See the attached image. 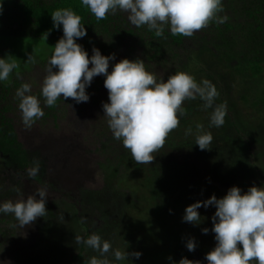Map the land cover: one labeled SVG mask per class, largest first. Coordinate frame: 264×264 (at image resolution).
Segmentation results:
<instances>
[{"label":"trees","instance_id":"obj_1","mask_svg":"<svg viewBox=\"0 0 264 264\" xmlns=\"http://www.w3.org/2000/svg\"><path fill=\"white\" fill-rule=\"evenodd\" d=\"M0 4V38L59 40L63 37V27H53L51 14L57 9L70 8L81 16V23L87 31V35L76 42L88 53L89 58L93 55V48H96L101 55L114 54L119 61L125 58L143 60L148 71L157 58L159 63L166 61L172 68L175 66L177 70L174 69V74L187 72L198 83L203 78H209L208 81L219 93L215 104H222L225 93L231 94L235 104L227 105V113L236 105L251 112L264 113V76L260 74L264 66V0H222L223 11L218 15H226L228 20L223 24L212 22L191 37L173 36L168 26H165L163 36L157 37L146 25L139 28L132 25L128 14L120 10L98 21L82 5V0H0ZM186 39L189 45L184 48ZM135 52L137 56L132 55ZM217 76L220 82L216 84ZM10 78L0 81V173L4 175L2 186L10 189V194H15L13 189L20 187L16 186L19 180L29 178L42 184L45 162L48 161L49 167V158L42 160L38 153H28L16 138L8 118L11 112L7 98L11 93L18 103L16 90L22 86L23 81ZM157 80L167 79L161 76ZM257 85H261V91L254 96L251 90ZM98 89L97 86H91L89 93L96 94ZM35 96L44 111L42 118L52 116L55 119L53 113H64L63 102L67 100L60 98L54 107L49 108L45 105L41 89ZM184 108L186 114L180 117V126L169 134L164 146L153 154L155 159L151 164H137L129 150L123 147L122 141H116L120 150L111 155V158L114 157L111 164L101 166L104 169L102 187L97 191L84 190L79 194L77 206L86 212L84 227L87 231L84 238L92 233L99 234L104 240L115 239L118 235L126 236V240L134 237L130 228L131 212L136 209L141 198L137 191L120 186L129 170L146 175L141 183V189L145 192L143 198L157 221L178 213L184 216L187 206L207 200L213 194L218 199L222 198L233 186L239 187L242 193L254 186L249 183L251 162L243 156L248 140L247 137L242 140L241 136H236V132H239L236 121L225 117L222 126H211L212 109H205L199 98L185 101ZM197 124L203 125V131L211 132V150L201 151L195 145L196 135L199 134ZM259 126L264 129V115L259 119ZM188 128L192 129V133L186 135ZM242 135L245 137L249 134L244 132ZM111 143L114 145V140ZM174 154L193 158L205 167L203 171L207 172V177L200 176L199 170L195 176L196 168L186 159L173 163ZM34 161H39V172L35 177H30L28 172L34 166ZM3 194L0 190V201L8 197L7 193L5 196ZM198 211L201 215L200 224L187 223L188 228L204 240L216 244L215 234L211 231L215 207H201ZM203 228H208L209 232L204 234ZM175 240L179 244L178 248L176 246L177 253H181V248L186 246L189 239L179 236ZM81 252L73 254L71 263L87 264L89 260Z\"/></svg>","mask_w":264,"mask_h":264},{"label":"clouds","instance_id":"obj_2","mask_svg":"<svg viewBox=\"0 0 264 264\" xmlns=\"http://www.w3.org/2000/svg\"><path fill=\"white\" fill-rule=\"evenodd\" d=\"M96 20H105L108 14L117 10L128 14V20L137 28L147 26L155 36H163L165 26L173 36L191 37L216 22L223 24L228 17L219 16L223 11L222 0H82ZM2 11V4H0ZM53 27H63V37L54 46L48 60L47 74L41 86V95L45 105L54 107L56 102L69 98L76 103L87 102L89 95L86 86L93 78L106 77L104 87L108 91L109 102L103 104L104 116L108 127L116 140L122 141L137 164H151L155 156L166 143L170 133L180 126V117L185 115L184 102L199 98L205 109H212L210 125L220 127L225 123L226 103L215 104L219 93L208 80L197 82L189 73L180 71L165 81L157 80L155 74L145 68L143 60L127 58L115 63L109 72V62L115 59L101 55L93 48V55L88 53L76 41L87 35L81 23V16L70 8H61L51 14ZM26 63L35 64L36 57L28 54ZM91 65V67H90ZM19 65L15 61L0 58V81L9 79ZM53 69H56L55 71ZM31 92L28 83L16 90L19 109L25 127L44 116L40 100ZM195 145L201 151L211 150L213 140L211 132L203 131V125H196ZM192 129H186V135ZM39 161L28 175L35 177L39 172ZM39 199L29 196L26 200L0 204V213L13 214L20 226L32 225L38 217L46 215V191L38 190ZM215 207L212 216L216 246L206 254L208 264H264V187L251 186L242 193L239 187H231L225 196L217 198L214 194L204 201H197L186 207L183 221L199 225L201 207ZM202 232L207 234L208 228ZM77 245L84 244L99 253L92 256L87 264H110L107 258L112 253L116 261L139 259L142 253L113 250L109 241L92 233L86 239L75 236ZM188 251H195L194 239L186 243ZM169 260L172 258L169 257ZM178 264H200L181 258Z\"/></svg>","mask_w":264,"mask_h":264},{"label":"rangeland","instance_id":"obj_3","mask_svg":"<svg viewBox=\"0 0 264 264\" xmlns=\"http://www.w3.org/2000/svg\"><path fill=\"white\" fill-rule=\"evenodd\" d=\"M57 42L58 40L0 38V58L10 62L15 61L19 65L9 77L11 80L23 81V84L28 83L31 92L26 93L27 95H35L40 91L47 74L48 58L52 55ZM206 42L209 43L207 39ZM183 44L184 48L188 47V39ZM28 54L36 57L35 64L26 63ZM132 55L138 54L135 52ZM153 61L156 63L150 65L149 71L157 77L164 76L168 79L169 76L174 75V69L177 70L174 65L172 68V65H168L166 61L159 63L157 61L160 60L157 58ZM118 62V58L109 62V72ZM210 74L214 75L213 72ZM260 74L264 76V66ZM105 78L94 77L91 85L86 86V93L89 95L87 102L76 103L72 99L67 100L63 102L65 103L63 114L53 113L55 119L52 116L40 118L31 128L23 124L18 107L20 100L17 103L16 98H12L13 94L10 93L8 96L11 112L8 118L12 122L18 142L28 153H38L42 160L49 158V167L46 161L45 178L41 185L29 178L25 181L19 180L16 186L20 185V187L13 189L15 194H10V189L2 186L4 175L0 173V186H2L0 190L4 192L3 196L8 194L6 200L0 201V204L26 200L31 195L39 199L38 190L43 189L47 195V211L45 216L38 217L32 225L24 227L19 225L13 214L0 213V264H73L72 256L80 250L87 260L92 256L99 257L98 252L86 245H77L75 236L84 238L87 231L84 227L86 212L82 207L77 206L80 192L97 191L102 187L104 169L101 166L106 167L108 163L111 164L114 158H111V155L120 150L104 116L103 104L109 102L108 91L104 87ZM215 79L216 84L220 82L217 80L218 76ZM91 86L99 88L96 94L89 93ZM222 86L225 87L224 84ZM251 91L256 96V93L261 91V85L255 86ZM231 97V94L225 93L221 102L234 105V99ZM261 113L251 112L246 108L241 109L236 105L226 114L227 118L235 120L238 125L239 132H236V136H241L242 140L247 137L248 145L247 149L243 150V156L252 166L249 183L257 187H264V129L259 126V119L264 113L263 115ZM244 132L249 135L244 137L242 135ZM111 139L114 140V145ZM238 142L240 143L239 140ZM174 155L173 163L177 164L186 159L193 168H196L195 176L199 170L200 176L207 177L205 174L207 172L203 171L205 167L193 158H185L183 154ZM126 175L120 186L130 191H137V195L141 198L136 209L131 212L130 228L134 237L126 240V236L118 235L115 239L105 240L111 243L113 250L140 252L142 255L139 259L129 257L131 262L116 261L110 252L107 254L110 264H178L181 258L208 264L206 254L216 244L193 233L194 231L188 228L187 222L183 221L181 213L163 221L155 220L151 215V207L144 200L145 192L141 189V183L144 182L146 175L133 170H129ZM162 181L166 180L162 179ZM172 235H175L174 238ZM179 236L194 239L195 251L191 253L186 246H183L181 253H177L179 244L175 238ZM81 246L83 247L79 248ZM169 257L172 259L169 260Z\"/></svg>","mask_w":264,"mask_h":264}]
</instances>
